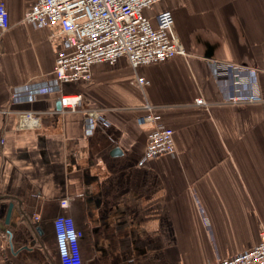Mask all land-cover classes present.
I'll use <instances>...</instances> for the list:
<instances>
[{"label": "crops", "instance_id": "crops-1", "mask_svg": "<svg viewBox=\"0 0 264 264\" xmlns=\"http://www.w3.org/2000/svg\"><path fill=\"white\" fill-rule=\"evenodd\" d=\"M0 1L10 22L0 40V264H60V215L83 233V264H208L260 241L264 102L227 104L228 79L210 61L262 65L264 0H165L147 15L172 10L186 55L138 70L125 58L94 65L91 82L59 92L52 31L23 23L33 0ZM61 94L82 95L77 111H61ZM146 104L174 130L176 150L142 163ZM24 112L37 124H23Z\"/></svg>", "mask_w": 264, "mask_h": 264}, {"label": "built area", "instance_id": "built-area-1", "mask_svg": "<svg viewBox=\"0 0 264 264\" xmlns=\"http://www.w3.org/2000/svg\"><path fill=\"white\" fill-rule=\"evenodd\" d=\"M165 0H33L25 13L23 23L38 30L52 31L53 52L55 55L54 74L58 85L53 88L61 91V86L92 81V67L98 64L116 65L125 58L134 70L164 63L175 56L186 55L179 37L174 33L172 10L158 11L154 22L147 15ZM10 25L9 13L0 1V40ZM210 65L220 76L229 82L227 104H256L264 102L261 92V76H264V59L260 67L239 63L210 61ZM138 84L144 88L149 81L138 76ZM44 90L14 93L15 101L26 94L33 101ZM61 111L75 112L82 102L81 94H61L58 98ZM196 105L209 104L199 97ZM146 114L138 117V124L152 125L148 134L142 163L156 157L173 154L176 150L174 130L157 126L160 116L152 105H144ZM92 112L91 114H94ZM90 114V115H91ZM23 124L36 125L38 118L32 112L20 114ZM91 126L93 124L91 123ZM65 207L67 201H62ZM38 219V218H37ZM56 248L60 264H83L80 241L83 236L72 217L60 215L54 221ZM208 264H264V232L260 241L241 253L218 258Z\"/></svg>", "mask_w": 264, "mask_h": 264}, {"label": "bare ground", "instance_id": "bare-ground-1", "mask_svg": "<svg viewBox=\"0 0 264 264\" xmlns=\"http://www.w3.org/2000/svg\"><path fill=\"white\" fill-rule=\"evenodd\" d=\"M28 125H30V123L27 122Z\"/></svg>", "mask_w": 264, "mask_h": 264}]
</instances>
